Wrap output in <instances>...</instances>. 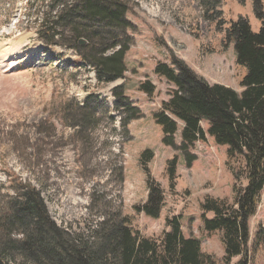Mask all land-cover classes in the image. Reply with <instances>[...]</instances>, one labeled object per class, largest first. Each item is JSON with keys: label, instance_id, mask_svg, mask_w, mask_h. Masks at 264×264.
<instances>
[{"label": "rangeland", "instance_id": "obj_1", "mask_svg": "<svg viewBox=\"0 0 264 264\" xmlns=\"http://www.w3.org/2000/svg\"><path fill=\"white\" fill-rule=\"evenodd\" d=\"M48 6L49 0H0V184L10 186L8 174L30 183L41 192L55 224L86 240L93 239L105 213L127 219L133 232L156 241L169 231L166 220L177 217L184 238L198 240L202 253L224 264L221 234L203 230L200 205L207 198L232 204L234 185L241 188L245 182L235 183L227 148L207 135L190 148L196 157L190 167L182 152L163 144L154 114L168 100L171 86L154 70L175 56L208 84L240 93L245 71L236 65L225 31L242 17L252 32H259L257 14L264 13V0H130L125 19L133 26L128 31L133 44L124 58V77L115 85L99 84L93 68L63 41L47 46L39 39L37 30ZM80 40L86 43L77 44L82 49L87 42ZM9 48L14 52L6 55ZM146 80L155 86L150 98L140 91ZM119 86L127 104L141 114L124 127L127 113L116 109L122 104L112 94ZM84 113V129L76 136L81 127L68 124L80 122ZM177 124L179 146L184 124ZM201 127L206 132L208 124L202 122ZM145 151L153 158L144 167ZM174 157L171 181L168 161ZM146 169L163 192L156 219L134 210L148 197ZM5 193L2 189L0 200ZM260 227L264 190L249 219L247 264H264V249H252Z\"/></svg>", "mask_w": 264, "mask_h": 264}, {"label": "trees", "instance_id": "obj_2", "mask_svg": "<svg viewBox=\"0 0 264 264\" xmlns=\"http://www.w3.org/2000/svg\"><path fill=\"white\" fill-rule=\"evenodd\" d=\"M129 4L130 0H49V12L40 20L38 37L47 46L63 41L62 45L76 51L93 68L99 84L113 83L123 79L124 58L133 44L128 35L133 26L125 19ZM257 15L262 23L259 32H252L242 17L225 31V41L233 44L236 65L245 71L240 93L208 84L175 56H171L170 64L157 63L154 70L171 86L168 100L154 114V121L162 130L163 144L182 152L190 167L196 159L189 153L190 148L207 135L216 145L227 148L235 183L245 182L241 188L234 185L232 204L207 198L200 205L203 230L221 234L224 264L238 256L241 258L236 264H247L249 219L255 214L264 190V13ZM67 33L69 39H64ZM80 39L87 42L82 49L77 46ZM140 91L150 98L155 86L146 80ZM123 93L122 86L112 92L122 104L116 109L127 113L122 127L141 117L137 109L127 104ZM95 112L93 109L89 114ZM86 119L84 113L80 122L72 120L68 124L81 127L76 136L81 135ZM177 122L184 124L179 146L175 144ZM202 122L208 124L206 132ZM152 158L150 151L143 153L144 167ZM176 164L175 157L168 161L171 181ZM145 171L148 197L144 205L134 210L156 219L163 192ZM8 175L10 186L4 188L0 184V192L6 191L0 200V264H215L210 255L201 252L198 240L184 238L177 217L166 220L169 231L160 241L140 236L127 226V219L106 213L96 225L92 240L72 234L50 218L39 190L14 174ZM252 247L254 252L264 249V228L258 229Z\"/></svg>", "mask_w": 264, "mask_h": 264}, {"label": "bare ground", "instance_id": "obj_3", "mask_svg": "<svg viewBox=\"0 0 264 264\" xmlns=\"http://www.w3.org/2000/svg\"><path fill=\"white\" fill-rule=\"evenodd\" d=\"M21 43V42H20ZM20 49V48H19ZM8 52L6 53V55H9V54H11V53H13L14 52V50L11 48H9L8 50H7ZM3 59L5 58V56H3L2 57ZM117 82V81H116ZM116 83H112V85H115Z\"/></svg>", "mask_w": 264, "mask_h": 264}, {"label": "water", "instance_id": "obj_4", "mask_svg": "<svg viewBox=\"0 0 264 264\" xmlns=\"http://www.w3.org/2000/svg\"><path fill=\"white\" fill-rule=\"evenodd\" d=\"M78 44L81 45V46H84L86 43H85V41L80 40Z\"/></svg>", "mask_w": 264, "mask_h": 264}]
</instances>
